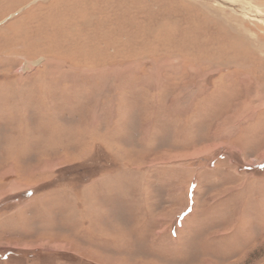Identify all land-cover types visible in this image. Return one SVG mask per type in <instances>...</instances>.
Segmentation results:
<instances>
[{"label":"rangeland","instance_id":"374dc122","mask_svg":"<svg viewBox=\"0 0 264 264\" xmlns=\"http://www.w3.org/2000/svg\"><path fill=\"white\" fill-rule=\"evenodd\" d=\"M0 264H264V0H0Z\"/></svg>","mask_w":264,"mask_h":264}]
</instances>
